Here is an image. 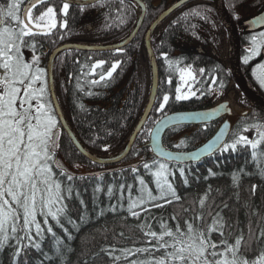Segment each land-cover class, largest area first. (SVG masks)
I'll return each mask as SVG.
<instances>
[{
	"label": "trees",
	"instance_id": "obj_1",
	"mask_svg": "<svg viewBox=\"0 0 264 264\" xmlns=\"http://www.w3.org/2000/svg\"><path fill=\"white\" fill-rule=\"evenodd\" d=\"M31 1L16 0L19 5L17 14L23 20L24 10ZM34 1L30 24L33 35L24 38L20 54L25 63L44 70L46 85L37 82L36 87H46L40 98L43 102L48 98L54 110L47 79L51 52L63 44L91 46L119 42L134 29L140 10L131 0H99L90 5H69L65 14L61 0ZM143 1L147 6L145 21L126 47L113 50L70 48L55 59L54 84L65 117L80 141L99 156L110 157L122 151L139 123L150 97L153 79L145 47L146 31L155 18L177 0ZM11 2L0 0V5L6 7ZM49 7L55 12V27L37 22ZM226 7L240 31L243 71L255 90L264 97V88L260 87L253 73L258 61L264 57L256 60L260 49L257 56L245 63V56L251 55L245 52H250L251 37L255 35L251 31L243 33L246 29L243 21L261 12L264 0H226ZM4 26L15 28L18 22L8 18ZM188 44H199L203 50H196ZM229 44L228 32L212 0H192L160 23L152 35L160 75L157 99L128 157L114 166L96 165L78 151L62 130L58 154L68 166L80 167L81 171L68 173L52 165L54 179L70 183L74 189L70 199H63L55 207L61 203L67 206V217L72 223L64 217H60V223H57L51 216L45 223V217L38 213L36 218L43 233L38 236L33 225L32 240L26 237L21 242L24 247L21 248L15 239L0 244V264H131L135 260L160 258L172 250L159 247L171 240L167 236L158 239L164 226L176 234L177 226L186 233L189 224L215 243L216 251L223 252L240 239L238 257L249 264L259 261L264 255V143L258 147L255 156L250 145L241 144L235 151H224L222 147L210 157L187 164L163 161L149 145L156 121L165 115L206 110L223 100L213 99L211 88H221L222 84L221 89L227 91L234 83ZM99 61L105 62L102 68H94ZM115 62H119V67L113 78L95 85L91 83L93 79L99 80V73L108 70ZM187 66L196 73L194 96L177 100L180 73ZM235 92L241 104L249 109L231 121L226 143H231L237 135L246 136L250 130H256L251 127L254 123H264V110L252 105L237 87ZM164 95L170 99L160 111ZM54 114L56 116L55 110ZM219 125L217 119L190 127L173 126L164 134L163 145L172 151L192 152L213 136ZM245 126L249 131H242ZM257 138L258 133L253 141ZM156 162L166 164L168 180L180 199L172 196L157 198L134 209L138 213L134 217L127 211V197H136L141 179L153 195L159 197L156 178L145 168V164L149 165L154 173L158 168ZM98 169L110 170L89 174ZM233 176L239 179L234 180ZM68 177L73 179L69 181ZM128 186H132L131 193ZM109 189L114 193L111 199ZM5 198L11 203L10 197ZM120 204L124 207L121 208ZM157 204L162 206L157 207ZM113 205L116 206L115 212L111 211ZM22 223L21 217L19 224ZM49 227L52 232L47 231ZM152 231L157 237L147 235ZM16 235H23V232L18 228ZM141 248L149 251L124 252Z\"/></svg>",
	"mask_w": 264,
	"mask_h": 264
},
{
	"label": "snow or ice",
	"instance_id": "obj_2",
	"mask_svg": "<svg viewBox=\"0 0 264 264\" xmlns=\"http://www.w3.org/2000/svg\"><path fill=\"white\" fill-rule=\"evenodd\" d=\"M18 7L16 0H12L6 7L0 5V68L6 73L0 77V90H2L0 94V244H6L10 239H15L22 248L24 245L21 242L26 237L29 241L32 240L30 234L33 225L38 236L44 231L40 222L37 221L38 213L45 217V223H47L48 216H51L57 223H60V217L72 223L67 217V206L62 203L59 207L55 205L65 198L70 199L74 189L70 183L64 184L54 179L52 165L55 163L58 147L55 138L58 121L48 98H45L43 103L40 102V97L46 92V87H34L37 82L46 85L44 70L33 64L25 63L21 58L20 47L25 37L33 35V28L30 27L31 8L27 10L28 23H25L17 14ZM68 9L69 5L64 4L65 14ZM53 14L54 9L49 7L46 13L39 17V20H43L45 15L51 17ZM8 18L17 21L18 27L4 26ZM50 26L55 27V24L50 21ZM261 47H264V32L260 33L259 38L251 37L249 49L251 55L245 56V63L251 57L258 55ZM104 63V61H99L94 68H102ZM118 67L119 62L113 63L108 70L99 73V80L93 79L91 83L95 85L113 78V73ZM188 74L192 75L190 72ZM254 75L260 87L264 88V64L258 65V73ZM21 86L24 89L23 95H21ZM221 88H223L222 84ZM188 98L185 95L175 97L177 100ZM32 99L37 100L35 108L31 103ZM169 99L168 95L163 96L160 111H163V106L168 104ZM18 100L19 107H17ZM223 107L227 108L226 105ZM167 123L168 121L163 118L157 120V128L153 129L150 135L158 136L159 127L166 126ZM251 127H254L258 133L255 141L244 135H237L231 143L223 145V150L235 151L237 145H250L255 156L258 147L264 143V123H254ZM242 131H249V127L245 126ZM212 147V145L209 146V148ZM196 158V154H193L192 159ZM156 163H158V168L154 173L151 172L149 165L145 164V168L149 169V172L156 178L159 197L153 195V192L145 185V181L141 179L139 181L141 187L136 197L133 198L131 195L127 197V211L134 217L138 216L134 209L157 198L165 199L172 196L177 200L180 199L168 180L166 164ZM67 179L71 181L73 178L68 177ZM233 179L238 180L239 177L233 176ZM128 191L131 193L132 186H128ZM113 194V190L109 189V199ZM6 196L11 198V203L5 198ZM168 202L171 203V200ZM156 206L162 205L157 204ZM120 207L123 208L124 205L120 204ZM111 211L115 212L116 206H111ZM100 215H103V212ZM21 217L22 225L19 224ZM18 228L23 235H16ZM47 231L52 232L51 227ZM147 235L157 237L154 231ZM165 236L170 237L171 240L165 241L159 247L171 248V251L166 252L160 258L135 260L131 264H176V262L179 264H249L247 260L237 255L240 239L236 241L235 246L229 245L225 251L218 252L216 251L217 245L211 243L203 232L195 230L191 224L187 226L186 233L181 232L177 226L176 234L164 226L158 239L163 240ZM148 251L147 248L124 250L126 254ZM252 264H264V255Z\"/></svg>",
	"mask_w": 264,
	"mask_h": 264
},
{
	"label": "water",
	"instance_id": "obj_3",
	"mask_svg": "<svg viewBox=\"0 0 264 264\" xmlns=\"http://www.w3.org/2000/svg\"><path fill=\"white\" fill-rule=\"evenodd\" d=\"M63 2L67 4H78V5H90L93 4L99 0H62ZM135 2L139 9H140V15L138 18V21L132 30V32L122 41L109 44V45H81V44H63L58 47H56L52 53L50 54V57L48 59V65H47V75H48V84H49V90L50 95L52 98V103L55 109V112L57 114V117L59 119V122L61 124V129H63L67 135L72 140L75 147L78 149V151L86 158L92 160L93 162L100 164V165H115L117 163H120L121 161L125 160V158L129 155L136 139L143 128L146 120L148 119L149 115L151 114V111L153 109V106L155 104V100L158 93V84H159V71L156 61V56L152 47V34L157 29L158 25L162 23L173 11L181 7L182 5L192 1V0H177L174 2L171 6H169L167 9H165L163 12H161L157 18L150 24L146 31L145 35V46L147 53L149 55L152 71H153V84L151 89V94L148 100L147 107L144 111L143 116L141 117L136 129L134 130L133 134L131 135L127 145L125 146L124 150L119 153L118 155L112 156V157H100L92 153L90 150H88L79 140L77 135L75 134L73 128L70 126L69 122L67 121L65 114L62 110V107L60 105V102L57 97L55 85H54V62L58 54H60L62 51L70 48L74 49H83V50H113V49H122L129 45L137 36L139 33L144 20L146 18V5L142 0H131ZM216 3V12L218 14V17L224 27L227 29L230 42H231V70L234 77V80L241 90V92L245 95V97L249 100V102L264 110V98L258 94L253 87L250 85V83L245 78L242 69H241V61H240V55H241V40L239 31L231 19V16L228 13V10L225 5V0H213ZM35 3V1H31V3L25 8L24 11V18L27 21V10L31 8V6ZM27 23V22H26ZM246 26L249 29H258L261 27H264V11L258 15L257 17L252 18L246 23ZM217 116V114L212 115L210 112H193V113H174L169 114L165 116L163 119L167 120L168 123L166 126L159 127V135L153 136L151 135V142L150 145L153 149V152L160 158L164 159L169 162H178V163H187V162H193V161H200L201 159L208 157L210 155H213L215 152L221 149L222 145L227 139V136L229 134V123H227L225 126L221 127L217 133L210 138L204 145H202L200 148H198L196 151H193L191 153H178V152H171L164 148L162 139L163 135L166 130H168L170 127L179 125V124H194L197 122H205L208 120H212ZM157 128V124L154 127V129ZM60 136V130H57L56 134V142L58 143V139ZM212 145V148H209V146ZM57 150V149H56ZM193 154H196L197 158L192 159ZM57 166L61 169L65 168V165L63 164L61 159L57 160ZM98 174V173H95Z\"/></svg>",
	"mask_w": 264,
	"mask_h": 264
},
{
	"label": "rangeland",
	"instance_id": "obj_4",
	"mask_svg": "<svg viewBox=\"0 0 264 264\" xmlns=\"http://www.w3.org/2000/svg\"><path fill=\"white\" fill-rule=\"evenodd\" d=\"M54 15H55V12H54V14L51 17L45 15L43 20H39V17H40L39 16L38 17V21L39 22L43 21L44 24L47 25V26L50 25V21L55 24L56 23V19H55ZM253 16L254 15H251L250 17H248L243 22H246V21L250 20ZM243 33H245V30H243ZM253 33H254L253 35H255L256 37L259 38V35H260L261 31H254ZM188 46L191 47V48H194L196 50L201 49V51H202V47L199 44H188ZM229 48L231 50V44H229ZM261 49H262V47H261ZM245 54L249 55L251 53L246 51ZM254 57H251L250 59H253ZM258 62L259 63L257 64V66L253 69V73H258V65L264 64V60L258 61ZM189 72L192 75H189L188 74ZM4 75H6L5 71L2 68H0V77H3ZM195 77L196 76H195V73L192 70V68L186 67V68L182 69L181 74H180V83L178 85V89L180 91L177 92V96L185 95V96H188V97H192L194 95L193 85H194ZM255 77H256V75H255ZM34 87L37 88L36 85ZM235 88H236L235 83H232L230 85L229 89L225 92V94L222 97L225 100V102L227 103V104H225L226 106H228L226 109L229 108L232 111V115L227 117V119L230 120V121H233V119H235L238 115H240L241 113H243V112L247 111V109H249V108H247V107H245L244 105L241 104L242 101H241L239 95L235 92ZM23 91H24L23 86H21V95H23ZM0 94H2V90H0ZM40 102L43 103L41 98H40ZM31 103H32L33 107L35 108V106L37 105V100L36 99H32ZM17 105H19V100L17 101ZM256 134H257L256 130H250L249 133L246 135V137H248V139H250V140H253L255 138ZM56 157L57 156H55V158ZM59 158H61V159H63V161H65L64 158L61 156V154H59ZM76 164L79 165V166L81 165V164H78V163H76ZM68 168H70L71 170H80V167H76V166H74L75 169L71 168L70 166H68Z\"/></svg>",
	"mask_w": 264,
	"mask_h": 264
},
{
	"label": "flooded vegetation",
	"instance_id": "obj_5",
	"mask_svg": "<svg viewBox=\"0 0 264 264\" xmlns=\"http://www.w3.org/2000/svg\"><path fill=\"white\" fill-rule=\"evenodd\" d=\"M263 57H264V47L262 48L261 53H260L259 57L256 60H259V59H261ZM223 106L224 105H221L220 107H218V109H216V111H223V109H224Z\"/></svg>",
	"mask_w": 264,
	"mask_h": 264
},
{
	"label": "bare ground",
	"instance_id": "obj_6",
	"mask_svg": "<svg viewBox=\"0 0 264 264\" xmlns=\"http://www.w3.org/2000/svg\"><path fill=\"white\" fill-rule=\"evenodd\" d=\"M240 59H242V55H240Z\"/></svg>",
	"mask_w": 264,
	"mask_h": 264
}]
</instances>
